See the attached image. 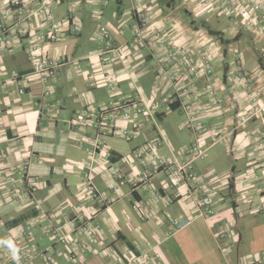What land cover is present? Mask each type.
Masks as SVG:
<instances>
[{
  "label": "crops",
  "instance_id": "1",
  "mask_svg": "<svg viewBox=\"0 0 264 264\" xmlns=\"http://www.w3.org/2000/svg\"><path fill=\"white\" fill-rule=\"evenodd\" d=\"M38 2L26 0L22 16L6 14L9 0L0 2V33L8 29L13 48L0 44V264H132L138 253L152 249L161 254V264L264 260V210H258L264 208V125L256 118L230 131L238 113L251 106L241 71L253 70L264 98V33L238 24L229 0H59L51 18L34 12ZM136 8L148 16L146 44L131 49ZM52 31L57 39L41 38ZM30 52L63 64L53 76L32 75L20 92L10 74L32 70ZM200 62L211 65L212 77L190 75V65ZM184 88L188 92L179 101L162 102ZM137 98L143 102L130 103L129 118L117 117L118 130L140 126L132 138H122L118 130L100 133L93 125L99 111L107 119L119 114L114 106ZM183 101L199 109L208 133L184 127ZM143 106L146 115L135 112ZM86 107L94 115L81 123ZM174 110L183 120L172 134L163 124ZM157 137L163 139L158 154L177 161L184 160L196 137L205 146L214 141L198 159L203 161L193 164L212 191L214 216H199L189 185L165 186V172L146 187L133 184L154 167L152 154L140 159L137 147ZM136 140L134 146L124 144ZM101 141L104 151L97 149ZM223 159L226 166L220 169ZM87 165L99 193L115 198L111 205L90 197L84 186ZM116 185L120 195L113 192ZM171 217L193 222L169 235ZM86 218L100 228L73 261V238L69 245L58 242L49 227L69 234ZM219 229L224 236H218ZM24 250L46 251L50 261L35 255L23 263Z\"/></svg>",
  "mask_w": 264,
  "mask_h": 264
},
{
  "label": "built area",
  "instance_id": "2",
  "mask_svg": "<svg viewBox=\"0 0 264 264\" xmlns=\"http://www.w3.org/2000/svg\"><path fill=\"white\" fill-rule=\"evenodd\" d=\"M4 0H0L2 2ZM59 0H39L37 7L35 8L34 12L37 14L45 17L51 18L53 15V7ZM243 3H238L236 0H229L230 5L228 9L230 10V15L238 17V24L245 22L248 26L256 28L260 33H264V5L259 0H243ZM26 9V0H9V5L5 9L6 14H11L13 11H16L17 14L22 16ZM135 13L138 18V25L136 28V33L132 40L129 42L128 46L131 49H136L139 46H144L146 44L145 39V26L147 23L148 16L144 12L143 9L136 8ZM235 18V19H236ZM2 32L0 33V44L5 45L8 51H12L13 48L8 43V29L1 28ZM101 35L104 38L109 37V33L105 26L100 27ZM41 38L44 40L50 39L55 40L57 39V34L55 32H50L48 34L41 35ZM170 57L174 56V53L169 54ZM29 59L32 63V70L28 73H19L17 71H12L10 74V79L17 83L21 84L19 86V91L23 92L26 88L25 83H27L32 75H40L43 78L48 76H53L56 70L63 64L61 59L52 58V57H45L37 55L34 52H30ZM4 74V69L0 65V78ZM213 69L208 62H200V63H192L190 65V75L196 76H208L212 77ZM241 77L244 81V87L248 93L249 100L251 102V106L249 109L241 111L237 115V123L235 126L230 128V131L233 132L238 126H245L251 120L254 119H261L264 125V98L262 97V89L260 87V83L258 78L255 76L254 73L250 71L243 70L241 71ZM186 88L181 90L180 94L178 95H167L162 98V102L168 105L174 104L176 101L181 99L183 93H187ZM142 98H137L132 100L131 102H125L119 104V106H114V110L118 111L119 114H111L106 119L104 117L103 111H99L93 117L94 113L91 112L90 108L86 107L80 117L81 123H86L90 121L91 118H94V126L100 133H104L107 131L115 132L118 130L117 126V117L121 116L123 118L130 117V103L137 105L142 103ZM183 110L186 114V119L184 121V127L190 128L194 131H199L201 134H206L210 130L207 129L202 123L199 122L198 113L199 109L193 107L186 101L182 103ZM148 108L143 107H136L135 112H143L145 115L147 114ZM140 126L136 125L134 129L129 130L127 128H122L118 130L119 135L122 138L130 139L135 134L139 133ZM264 136V129L262 132ZM200 137V136H199ZM199 137H196L193 143H191L188 148L185 150V158L182 161H177L176 159H167L162 157L158 154L157 148L160 147L163 143V139L161 137H157L154 141L145 143L136 149V156L140 159H143L146 153L152 154V160L154 161L153 169L149 171L140 173L137 175L132 181L135 185L140 186H148L153 178L159 172H165L168 175L167 182L165 183L167 187H177L180 185H189V187L195 191V197L197 199L198 207H199V216H206L211 217L215 215L214 210V200L212 196V191L206 186L205 181L201 178V176L197 173L194 169L193 164L198 159H203L207 153V149L211 146L214 141L208 143V147L202 145L200 143ZM217 138H221L218 136ZM264 144V142H263ZM106 147V143L101 141L97 144V149L99 151H104ZM106 156L110 157V153L106 152ZM27 168L26 166L24 169ZM114 173L117 175H121V170L119 167H115L113 169ZM84 186L90 192V197L93 200H97L105 206L111 205L115 198L113 196H106L99 193L94 180L92 178V166H86V173H85V180ZM113 192L117 195H120V186L116 185L113 187ZM26 193H22L21 197H24ZM35 207L40 209V204L36 203ZM134 209H139V205L135 202L133 204ZM170 210H173V207H170ZM258 210L263 211V207H258ZM192 219L189 218H180V217H171L170 219V228L168 231L169 235H172L176 232L182 231L188 228L192 224ZM51 235L58 241L63 244L69 245L70 237L73 238L74 242H72V246H70V259L75 260L76 253L79 249L88 247L89 240L92 238L96 231L99 230L100 225L98 223H94V221L86 218L73 229V231L69 234H64L58 227L55 225H51L50 227ZM218 236H224V231L219 229ZM35 255H39L41 258L50 261V257L48 252L46 251H33V250H24L21 253L22 262L26 263L30 261ZM161 254L155 250H147L141 251L138 253L132 260V264H161ZM251 264H264L263 258H255L252 259Z\"/></svg>",
  "mask_w": 264,
  "mask_h": 264
},
{
  "label": "rangeland",
  "instance_id": "3",
  "mask_svg": "<svg viewBox=\"0 0 264 264\" xmlns=\"http://www.w3.org/2000/svg\"><path fill=\"white\" fill-rule=\"evenodd\" d=\"M261 48H263V46H261ZM251 71L253 72V70H251ZM182 120H183V116L181 115L180 111L174 110L172 113H170L169 115L166 116L163 127L165 128V131H168L172 134H175L176 132L179 131L178 128H179V125H181ZM184 135H187V133L184 132L182 134V136H184ZM137 142H138V140H136L135 142H131V143L125 142L124 144L128 143L127 144L128 146H134V144ZM198 161L201 162L203 160H198ZM219 163H221V165H219ZM221 166H223V167L226 166V161H224V159L218 160V167H220V169L222 168Z\"/></svg>",
  "mask_w": 264,
  "mask_h": 264
}]
</instances>
